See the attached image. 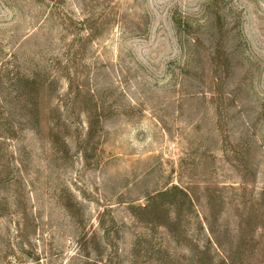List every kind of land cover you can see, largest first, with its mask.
<instances>
[{"label": "rangeland", "instance_id": "obj_1", "mask_svg": "<svg viewBox=\"0 0 264 264\" xmlns=\"http://www.w3.org/2000/svg\"><path fill=\"white\" fill-rule=\"evenodd\" d=\"M0 264H264V0H0Z\"/></svg>", "mask_w": 264, "mask_h": 264}]
</instances>
